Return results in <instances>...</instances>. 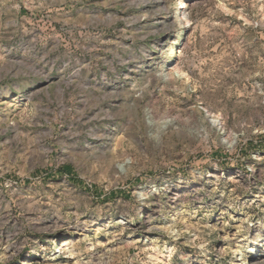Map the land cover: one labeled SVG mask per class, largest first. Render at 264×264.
Returning a JSON list of instances; mask_svg holds the SVG:
<instances>
[{"label":"rangeland","instance_id":"rangeland-1","mask_svg":"<svg viewBox=\"0 0 264 264\" xmlns=\"http://www.w3.org/2000/svg\"><path fill=\"white\" fill-rule=\"evenodd\" d=\"M178 1L0 0V264H264V0Z\"/></svg>","mask_w":264,"mask_h":264},{"label":"bare ground","instance_id":"bare-ground-1","mask_svg":"<svg viewBox=\"0 0 264 264\" xmlns=\"http://www.w3.org/2000/svg\"><path fill=\"white\" fill-rule=\"evenodd\" d=\"M188 2H189V0H179L177 2L178 5H177L176 10L180 11L181 15H183L184 17L186 16V9H187V6H188L187 5ZM68 245H69L68 242L67 243H63L62 250L65 249L68 252L66 254L69 255L68 256V259H69V258L74 257V250H70L69 248H67ZM236 251H237V249H236ZM236 251H233V252H236ZM252 260H253V258H252ZM246 264H249V263H247V261H246Z\"/></svg>","mask_w":264,"mask_h":264}]
</instances>
